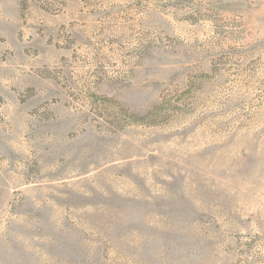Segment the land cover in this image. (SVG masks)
<instances>
[{"label": "rangeland", "instance_id": "obj_1", "mask_svg": "<svg viewBox=\"0 0 264 264\" xmlns=\"http://www.w3.org/2000/svg\"><path fill=\"white\" fill-rule=\"evenodd\" d=\"M0 264H264V0H0Z\"/></svg>", "mask_w": 264, "mask_h": 264}]
</instances>
